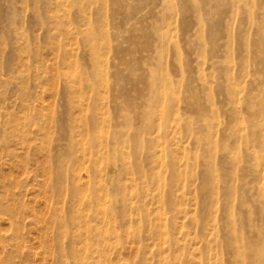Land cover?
Masks as SVG:
<instances>
[{"label": "rangeland", "instance_id": "obj_1", "mask_svg": "<svg viewBox=\"0 0 264 264\" xmlns=\"http://www.w3.org/2000/svg\"><path fill=\"white\" fill-rule=\"evenodd\" d=\"M121 2L0 0V264H226L227 258H234L228 245L229 220H235L240 209L251 221L239 226L237 234H255L252 245L242 249L250 264H264V135L258 128L263 121L258 100L264 71L261 74L257 58L235 50L227 59L235 67L233 81L241 84L242 121L228 116L218 86L228 85L229 72L217 51L168 55L166 60L183 69L177 75L170 67L172 89L191 85L192 93L212 101L218 125L211 114L196 119L185 112L182 101L176 104L169 96L154 99L152 88L143 94L144 123L127 122L122 116L124 123L114 125V116L121 117L114 115L116 108L107 94L98 93L100 74L89 46L101 41L106 12L121 9L127 0ZM241 8L238 19L248 15L244 5ZM119 17L113 22L120 24ZM242 32L241 28L236 35ZM124 34L125 27L113 30L112 44L115 36ZM102 53L108 88L144 85L122 83L113 70L117 50L102 48ZM205 85L211 88V100ZM159 103L166 110L181 111L176 126L182 147L165 144L167 149L183 150L188 167L181 179H172L164 168L159 182L160 168L150 154L147 122ZM102 107L109 118L98 124L92 115ZM203 124L213 130L210 143L197 133ZM238 127L245 129L244 138L238 137ZM209 144L212 155L203 153ZM112 155L128 162L123 181L112 169ZM171 158L166 156V162ZM196 161L205 171L212 165L226 207L205 192L202 185L211 181L194 167ZM98 168H106L113 185L97 184L93 173ZM230 185L233 189L228 191ZM167 191L176 199L172 207Z\"/></svg>", "mask_w": 264, "mask_h": 264}, {"label": "bare ground", "instance_id": "obj_2", "mask_svg": "<svg viewBox=\"0 0 264 264\" xmlns=\"http://www.w3.org/2000/svg\"><path fill=\"white\" fill-rule=\"evenodd\" d=\"M241 5H244L248 11V15L238 19L236 12L241 8ZM213 14L214 16H212ZM117 16H121L122 22L120 24L117 23V19L116 23L113 22V19ZM106 17L108 20L104 24L101 41L98 44L97 42L93 43L89 47L92 51L93 61L98 66L97 72L100 74L98 78V93L104 91L107 94L106 96L112 100V104L116 108L117 113L114 115H118L122 119L117 120L116 116H114V125L124 123L122 116L126 117L127 122L128 120L141 121L143 123L146 121L147 104L143 97L145 88L154 89L153 98L156 100L169 96L176 104L182 101L184 107L182 110L193 113L196 119L210 114L213 115L212 118L215 124L218 125L220 118L218 110L214 107L212 101L206 102L201 97L192 93L191 85H179L175 91L172 89V81L169 75L170 70L173 68L172 71L174 74L182 75L183 69L178 63L169 66V61L166 60L168 55H174L179 58L181 54H216L217 51L223 56L227 73L229 72L227 78L228 85L218 86L222 91V95H224L223 102L228 107V116L230 119L235 118L241 120L244 118V100L239 95L240 90L238 89V85L241 84L238 81H233L232 74L235 71V67L232 61H228L227 59L235 50L243 51L246 54L250 53L257 58L261 74L264 71V0H127L125 4L123 2L121 9L110 8L106 12ZM121 27H125L126 34L120 38H116L115 36L116 44L113 45L111 42L114 38L113 30H119ZM241 28L243 29L244 35L243 32L242 34L236 35ZM194 41L198 44L191 46L190 44ZM102 48L117 50L118 64L116 66L114 65L113 70L115 75L120 76L121 79H119L122 83H141L144 85H133L131 89H121L119 91L108 88L105 80L106 77L103 75V64L105 60L103 59ZM215 62L217 63L216 60ZM106 64L108 65V63ZM244 67V76H248L251 71L247 60L244 62ZM151 73H154V75H151ZM205 87L208 89L210 98L212 96L211 88L207 85ZM224 88L227 90L224 91ZM175 92L178 94L176 95ZM258 101V112L263 120L258 128L264 135V91L259 96ZM159 104L156 107H159L157 110L153 108L150 111V119L147 122L148 126H151V132H149L151 135L148 134L146 136L148 137V144L150 142V154L153 155L154 162L160 168L157 172L159 182L163 181L161 169L164 170V168H166V171H170L172 179L173 177L181 179L185 175L186 167H188L185 163L186 161H184L183 150L179 148L182 147V137L177 135L176 123L180 120L181 111H178V109L169 111L164 109L161 103ZM92 116V119L97 120L96 122L98 124L105 123L109 118L106 115L105 107L97 109ZM206 127L209 128V131H206ZM244 130L241 127L235 130L239 138H244ZM197 133L205 139L206 137L209 139V134L211 137L213 130L208 125L203 124L197 130ZM134 138L137 139V135ZM167 143H172V145L174 144L179 147L176 146L177 148L167 149L165 147ZM113 150L117 156L118 149L116 143L113 145ZM212 150V146L209 144L208 148H203V153L212 155ZM170 155H172V158L169 163L166 162L165 157ZM157 157L158 159H156ZM187 159H189L188 156ZM110 162L113 171L117 172L118 181H123L122 172L125 170L124 174L127 173L126 169H129L127 166L128 162L113 155L110 158ZM202 165V163L196 161L194 167H197L200 172L204 171L203 175L205 178L211 181L210 184L207 182L202 185L204 186L205 192L212 197V200L222 201L221 203H224V205L227 204L225 193L222 192L223 186L221 187L214 182L217 176L212 165L207 163V165H211L209 167L210 171L208 169L205 171ZM93 174L98 185L104 184L105 182L107 184L113 183V178H106V168L95 169ZM261 176L260 174L258 175L259 180ZM232 189L233 185H230L228 191ZM93 194L95 195V192L91 195L93 196ZM166 196L169 207L176 204V199L173 200L171 192L167 191ZM217 209L218 207H215L213 211ZM57 211H53L55 218H57ZM239 211L240 213L236 216L235 220H229L231 227L227 233L228 245L230 251L234 253V258L232 260L230 257L227 258L226 264H250L251 260L249 257L248 261L249 255L245 253L242 247L251 246L255 234L251 233L246 237L237 234V228L250 223L251 217L247 216L245 211L241 209ZM86 232L88 233V230ZM246 259L248 262H246ZM257 264H261V261L257 260Z\"/></svg>", "mask_w": 264, "mask_h": 264}]
</instances>
